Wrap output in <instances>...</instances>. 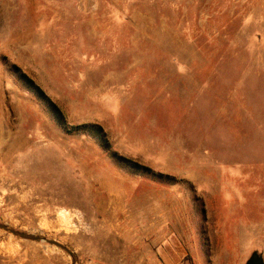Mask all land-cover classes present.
I'll list each match as a JSON object with an SVG mask.
<instances>
[{
	"label": "rangeland",
	"instance_id": "rangeland-1",
	"mask_svg": "<svg viewBox=\"0 0 264 264\" xmlns=\"http://www.w3.org/2000/svg\"><path fill=\"white\" fill-rule=\"evenodd\" d=\"M264 264V0H0V264Z\"/></svg>",
	"mask_w": 264,
	"mask_h": 264
},
{
	"label": "water",
	"instance_id": "water-1",
	"mask_svg": "<svg viewBox=\"0 0 264 264\" xmlns=\"http://www.w3.org/2000/svg\"><path fill=\"white\" fill-rule=\"evenodd\" d=\"M246 264H262L261 260L257 256H253Z\"/></svg>",
	"mask_w": 264,
	"mask_h": 264
}]
</instances>
